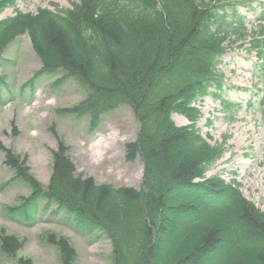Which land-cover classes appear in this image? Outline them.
I'll list each match as a JSON object with an SVG mask.
<instances>
[{
	"label": "trees",
	"instance_id": "1",
	"mask_svg": "<svg viewBox=\"0 0 264 264\" xmlns=\"http://www.w3.org/2000/svg\"><path fill=\"white\" fill-rule=\"evenodd\" d=\"M16 0H0V14ZM239 2L228 0H78L72 8H41L37 14L0 19V53L29 32L42 61L39 73H63L87 90L73 107L89 115L92 129L104 113L130 106L140 122L126 144L128 161L144 163L141 188L99 184L84 177L59 138L47 186L32 173L28 156L12 148L5 163L14 179L31 187L11 218L32 222L39 204H56L92 235L111 241L113 264H264V212L246 199L236 181L207 172L221 158L227 139L211 144L196 123V101L214 85L221 89L219 58L227 45L247 40ZM231 9L233 14L228 13ZM263 27V28H262ZM250 50L264 56V26ZM4 80L0 78V85ZM232 111L235 105L224 102ZM174 113L186 115L180 126ZM62 264H76L78 251L65 236L50 233ZM23 240L0 231L8 264H34L20 256Z\"/></svg>",
	"mask_w": 264,
	"mask_h": 264
},
{
	"label": "rangeland",
	"instance_id": "2",
	"mask_svg": "<svg viewBox=\"0 0 264 264\" xmlns=\"http://www.w3.org/2000/svg\"><path fill=\"white\" fill-rule=\"evenodd\" d=\"M73 1L76 0H17L16 8H7L0 18L14 16L17 11L35 14L40 8H54V4L70 8ZM243 1L238 14L245 19L249 33H253L264 22V0ZM242 45L231 48L219 66L224 75L222 95L240 104L236 115L232 117L220 98L211 95L197 103L202 112L198 127L212 143L229 137L227 151L208 175L219 174L227 182L236 180L243 194L264 211V81L257 54L250 52L245 43ZM41 67L27 32L19 34L0 56V77L11 89L2 87L0 147H11L22 156L27 155L33 174L47 185L58 133L70 146L78 173L92 176L99 184L140 188L144 163L141 158L128 161L125 146L140 129L134 111L119 105L104 113L93 130L89 117L59 111L85 98L87 90L78 80L71 78L56 84L60 74H42L35 78L33 86H25ZM173 118L179 125L190 123L181 114L176 113ZM4 160L5 153L0 149V231L5 228L23 240L20 256L31 258L34 264H62L58 248L47 239L48 234L56 233L67 237L77 249L76 264H113L109 238L100 230L92 235L84 233L73 218L64 211L57 212L56 204L46 208V201H42L32 222L9 218L7 207L18 206L31 190L24 182L11 181L14 172ZM9 262L0 252V264Z\"/></svg>",
	"mask_w": 264,
	"mask_h": 264
}]
</instances>
